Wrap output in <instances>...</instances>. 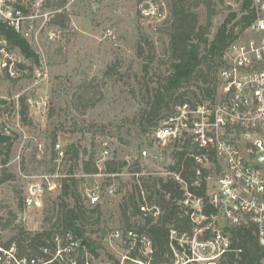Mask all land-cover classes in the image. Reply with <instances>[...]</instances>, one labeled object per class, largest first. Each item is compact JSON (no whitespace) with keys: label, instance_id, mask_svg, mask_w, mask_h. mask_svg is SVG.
I'll return each mask as SVG.
<instances>
[{"label":"rangeland","instance_id":"1","mask_svg":"<svg viewBox=\"0 0 264 264\" xmlns=\"http://www.w3.org/2000/svg\"><path fill=\"white\" fill-rule=\"evenodd\" d=\"M37 1L39 44L31 47L38 55V62L31 59L27 65L38 66L48 71L49 76L45 80L32 74L17 80L0 78V100L7 103L1 107L0 126L3 124L8 132L17 135L8 165L16 180L0 186V218H7L13 212L17 216L15 224L32 232L48 227L46 217L58 199L62 178L71 170L68 154L61 162L53 158V143H61L66 153L71 146H80L81 151L86 148V159L93 156L102 168L103 162L114 156L130 159L132 164L139 159L146 175L162 176L171 162L172 152L171 146L167 151L154 142L156 128L142 132L138 118L146 108V83L153 88L155 71L167 69L160 64L166 62L161 29L170 19L172 0ZM62 3L64 6H60ZM241 3L224 0L223 12L213 19L211 40L231 13H240ZM149 4H154L157 16L143 14ZM49 10H59V19L65 22V27L52 21L47 24L43 14ZM196 12L201 24H205V7ZM163 39L166 40L165 35ZM139 41L146 43L147 49V41L155 47L153 62L148 52L142 59L137 55ZM145 64L150 66L149 74L143 71ZM110 68L118 73L109 71ZM22 99L29 107L26 119L20 114ZM167 114L165 110L162 112V116ZM106 149L109 155L105 159L102 153ZM144 149L150 151L151 157L141 159ZM80 174L77 172L76 176L79 178ZM133 177L126 169L113 179L102 174L84 176L81 181L84 198L96 186L102 190L100 226L91 229L83 242L98 254L101 264L119 261L125 264L129 254L126 244L112 235L123 232L119 206L126 184ZM33 184L44 190L43 209L26 212L20 202L24 204ZM111 187L115 188L114 194L108 193ZM14 235L12 229L0 230L3 243Z\"/></svg>","mask_w":264,"mask_h":264},{"label":"trees","instance_id":"2","mask_svg":"<svg viewBox=\"0 0 264 264\" xmlns=\"http://www.w3.org/2000/svg\"><path fill=\"white\" fill-rule=\"evenodd\" d=\"M239 1H242L240 13H231L228 21L211 40L213 19L223 12L224 0H172L170 19L161 29L166 62L160 64L167 69L164 72L162 69L155 71L153 88L147 83L145 85L146 108L142 109L138 116L142 132L157 129L159 122L169 116L177 105L185 103L197 105L216 96L219 73L224 65L223 56L226 49L257 19L254 0ZM201 7H205L207 12L205 24H201L200 16L196 12ZM60 17L61 15L56 13L52 24L63 28L65 22L60 20ZM0 30L27 59L38 62V55L26 39L11 29L1 27ZM164 35L166 40L163 39ZM147 43L148 49L146 43L139 41L136 52L141 59L145 58L148 52L153 62L156 54L155 47L149 41ZM149 67L148 64L143 66L146 74L150 73ZM113 69L110 68L109 71L117 74V69ZM87 88L90 89L91 86ZM5 104L7 103L0 100V114L1 107ZM20 108L21 117L26 119L29 107L25 99H22ZM164 110L168 114L162 116ZM16 138L17 135L8 132L3 124L0 126V186L16 180V176L8 171ZM54 147L55 143L52 145V153L53 158L56 159L57 154ZM171 148L172 163L169 170L180 174L189 192L202 200L204 213L213 212L214 209L209 203L206 182L208 172L203 169L202 174L198 175L196 161L188 153L189 146L175 143L171 145ZM67 154L72 162L70 174L62 178L58 199L54 202L52 210H49L50 214L45 220L48 227L39 232L29 231L22 225H16L17 216L10 212L7 218H0V230L12 229L15 235L4 243L0 238V247L10 248L16 244L22 256L47 258L51 256L45 255L43 248L49 247L52 253H55V239L66 232L73 233L84 242L89 231L100 226L102 213L100 205L94 208L87 205L86 198L80 191L81 181L84 176L98 174H104L108 176V179H113L111 175L118 176L127 169L129 173L141 175L138 178L134 176L126 184L119 206L121 226L124 233L134 230L140 236H146L151 243V252L145 253L144 245L140 240L131 244L126 239L124 243L129 254L126 256L125 264L183 263L181 258L184 254L189 256L190 251L188 246H181L171 239V230L175 229L180 235L187 233L193 237L195 226L186 213L184 207L186 191L179 182L159 174H144L139 159L134 160L129 166L126 160L114 156L104 162L101 170L93 156L86 159L88 154L86 148L81 151L80 146H71ZM77 172L81 173L79 178L76 176ZM142 191L146 192V200L150 207L160 209L161 213L157 218L151 213L145 214L141 211V205L144 203ZM20 205L23 208L22 202ZM55 214L57 216L54 217ZM225 231L230 235L231 244L215 264H264V248L260 244L257 227L252 222H244L240 226H227ZM211 237V231H207L200 240H208ZM117 264L122 263L119 261ZM186 264L197 263L188 262Z\"/></svg>","mask_w":264,"mask_h":264},{"label":"built area","instance_id":"3","mask_svg":"<svg viewBox=\"0 0 264 264\" xmlns=\"http://www.w3.org/2000/svg\"><path fill=\"white\" fill-rule=\"evenodd\" d=\"M38 7L37 0H0V28L13 30L30 45L39 44V34H36ZM254 7L257 19L224 53L216 96L197 105L175 106L153 132L154 142L164 150L175 143L189 146L188 153L196 161L198 175L203 169L208 172L209 203L214 209L209 214L204 213L202 200L189 192L180 174L169 170L172 162L162 175L173 178L185 189L184 207L195 226L193 237L171 230V239L188 246L190 251L189 256L184 254L181 258L182 264H215L231 244L225 228L244 222H252L257 227L264 248V0H254ZM57 11L43 14L47 24ZM142 12L151 17L158 15L154 4H149ZM28 60L0 30V78L17 80L32 74L34 78L45 80L49 76L48 71L27 65ZM54 150L57 162L67 159L61 143H56ZM108 155L109 149H106L102 157L106 159ZM140 157L147 159L151 153L144 149ZM126 161L132 165L130 159ZM97 165L102 170L100 163ZM99 175L102 174L90 176ZM133 175L139 177L141 174ZM35 188H38L36 192ZM43 193L42 186H30L24 199L26 212L43 209ZM108 193L114 194L115 188H109ZM142 196L141 211L157 218L160 209L150 207L145 191ZM87 197L88 206H99L100 186L94 187ZM207 231H211L212 237L200 240ZM112 236L122 242L128 239L131 244L140 240L145 253L151 252L150 240L134 230L116 231ZM55 243V253L49 247L43 248V253L51 256L47 258L22 256L16 244L10 248L0 247V264H101L98 254L91 252L71 232L58 236Z\"/></svg>","mask_w":264,"mask_h":264},{"label":"water","instance_id":"4","mask_svg":"<svg viewBox=\"0 0 264 264\" xmlns=\"http://www.w3.org/2000/svg\"><path fill=\"white\" fill-rule=\"evenodd\" d=\"M38 190V188H35L34 192H36Z\"/></svg>","mask_w":264,"mask_h":264}]
</instances>
